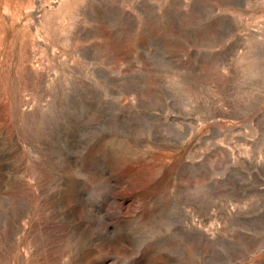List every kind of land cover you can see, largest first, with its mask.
<instances>
[{"label":"rangeland","instance_id":"obj_1","mask_svg":"<svg viewBox=\"0 0 264 264\" xmlns=\"http://www.w3.org/2000/svg\"><path fill=\"white\" fill-rule=\"evenodd\" d=\"M0 264H264V0H0Z\"/></svg>","mask_w":264,"mask_h":264}]
</instances>
